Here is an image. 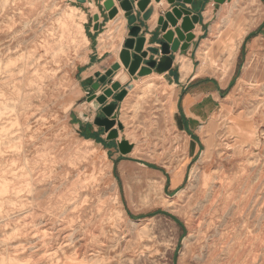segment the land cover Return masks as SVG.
<instances>
[{
    "label": "rangeland",
    "instance_id": "374dc122",
    "mask_svg": "<svg viewBox=\"0 0 264 264\" xmlns=\"http://www.w3.org/2000/svg\"><path fill=\"white\" fill-rule=\"evenodd\" d=\"M226 2L203 72L226 89L196 152L137 116L109 140L130 145L118 164L79 132L77 3L0 0V264H264V40L240 47L264 1Z\"/></svg>",
    "mask_w": 264,
    "mask_h": 264
},
{
    "label": "crops",
    "instance_id": "0c3cea01",
    "mask_svg": "<svg viewBox=\"0 0 264 264\" xmlns=\"http://www.w3.org/2000/svg\"><path fill=\"white\" fill-rule=\"evenodd\" d=\"M71 1L76 2L77 8L84 14V16L82 15L83 20L85 18L83 27L89 40L88 50L85 52L82 62H79L77 66L84 98L83 114L77 116L78 128L83 140L106 149L110 155L113 151V156L116 157L115 162L125 163L120 158L122 155L119 152L117 141H109L107 139L108 132L94 123L97 113L90 108L86 95L87 92H90L88 90L91 86L97 82V74L103 75L113 65L119 64L120 69L114 74L112 82L120 85L119 92L125 91L126 93L123 100L117 103L114 111L116 122L122 124L124 119H135L137 116L140 120H144L146 115L155 121L163 122L166 119L173 129L174 135L178 138L183 136L187 141V152L195 153L197 149L195 138L198 137V131L202 129L204 122L208 121L220 108L222 91L226 89L225 86L216 84L203 75V72L206 71L204 60L207 52L205 49L208 50V36L213 26L214 9L215 6H218L215 0H192L191 4L185 5L193 15L199 17V22L194 24L193 29L188 33L193 36V39L188 43L186 52L178 50L177 53L171 55L173 62L167 71L158 74L153 70L151 74L144 77L130 76L119 59L123 44L129 37L127 19L120 3L117 0H112L113 8L117 10V14L110 19L109 11L103 5L107 0H84L83 3L77 0ZM231 3L226 2L221 5V8ZM151 7L154 8L153 14L147 21L141 23L139 35L145 38L144 51L151 46H157L156 43L151 44V36L159 30L157 22L160 14L170 12L173 8L167 0H161L160 4H156L155 0H150L146 10ZM134 12L137 14L136 9ZM222 14L224 11L220 13V17ZM181 24L182 19L178 20L177 27H180ZM167 31H174V28L169 25ZM241 40L240 47L242 49L249 44L253 45L264 40V19L251 27ZM199 56L203 60L202 66L198 59ZM144 64L145 62L142 66ZM122 75L126 76L125 82L118 80ZM230 82L227 87L230 86ZM138 85H140L139 88ZM129 86H132L131 90L127 89ZM103 90L104 88L98 91L96 96H101ZM112 101V98L107 99V103ZM140 105V109L137 108ZM136 108L137 110H135ZM114 129H117V126L111 128V130ZM123 131L124 129L119 130V135L122 136ZM207 150L206 147L202 152V158Z\"/></svg>",
    "mask_w": 264,
    "mask_h": 264
},
{
    "label": "water",
    "instance_id": "95a60500",
    "mask_svg": "<svg viewBox=\"0 0 264 264\" xmlns=\"http://www.w3.org/2000/svg\"><path fill=\"white\" fill-rule=\"evenodd\" d=\"M83 3L84 0H77ZM120 7L124 11V16L127 19V26L129 27L128 38L123 44V49L119 54L120 62L132 77H144L151 74L155 70L161 74L170 69L173 56L178 52H185L188 48V43L193 39L191 34H188L194 27V24L199 22V17L193 15L192 11L185 7L186 4H191L192 0H167L173 6L170 12H162L158 19L159 30L151 36V44L156 43V47H149L143 50L145 43L144 36H139L141 32V23L149 19L153 14L154 8H147L150 0H117ZM231 0H215L216 4H223ZM156 4H160L161 0H155ZM104 8L109 11L108 17L112 19L117 10L113 8V1L107 0L104 2ZM136 9V13L134 12ZM182 19V24L177 27L178 20ZM138 21V23H137ZM171 25L174 31H167L168 26ZM176 37V38H175ZM182 43V44H181ZM157 57H159L157 59ZM143 62L145 64L142 66ZM120 69L119 64L113 65L102 77L99 78L98 83L92 86L93 90H98L101 85H108L102 92V95L97 97L92 95L88 100L92 102V107L98 109L101 107V112L105 115V119L100 121L99 125L108 132L107 139L115 140L119 136V130L123 127L117 123V129L111 130L116 125L115 109L117 102H120L125 96V91H120V85L112 82V76ZM132 89V86L127 88ZM117 93V94H116ZM113 98L114 102L106 104L108 98ZM120 152L127 154L131 148L126 142L120 146Z\"/></svg>",
    "mask_w": 264,
    "mask_h": 264
},
{
    "label": "bare ground",
    "instance_id": "6f19581e",
    "mask_svg": "<svg viewBox=\"0 0 264 264\" xmlns=\"http://www.w3.org/2000/svg\"><path fill=\"white\" fill-rule=\"evenodd\" d=\"M118 80L120 81V82H125L126 81V76L125 75H122V76H120L119 78H118ZM179 194L180 193H177V194H175L174 196H172L171 197V199H175V198H177L178 196H179ZM201 197V196H200ZM170 199V200H171ZM201 201V200H200ZM169 202V201H168ZM173 202H171V203H168V207L172 204ZM196 203V202H195ZM196 206V205H195ZM203 207H204V205H203ZM202 207V208H203ZM204 209V208H203ZM200 211V210H199ZM201 219V218H200ZM208 235V234H207ZM221 248V247H220ZM226 248V247H225ZM225 253H227V252H225ZM232 253V252H231Z\"/></svg>",
    "mask_w": 264,
    "mask_h": 264
},
{
    "label": "trees",
    "instance_id": "16d2710c",
    "mask_svg": "<svg viewBox=\"0 0 264 264\" xmlns=\"http://www.w3.org/2000/svg\"><path fill=\"white\" fill-rule=\"evenodd\" d=\"M264 1V0H263Z\"/></svg>",
    "mask_w": 264,
    "mask_h": 264
}]
</instances>
